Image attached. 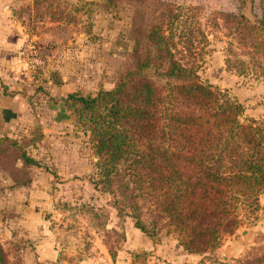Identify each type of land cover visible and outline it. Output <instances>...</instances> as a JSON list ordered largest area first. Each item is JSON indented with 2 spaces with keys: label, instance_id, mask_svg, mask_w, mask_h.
<instances>
[{
  "label": "rangeland",
  "instance_id": "obj_1",
  "mask_svg": "<svg viewBox=\"0 0 264 264\" xmlns=\"http://www.w3.org/2000/svg\"><path fill=\"white\" fill-rule=\"evenodd\" d=\"M177 5L199 6L191 12L206 31L214 10L264 16V0H0L4 264H264V193L255 208H239L233 231L206 250L185 249L165 219L153 236L145 233L95 184L98 156L65 101L68 93L112 89L134 63L139 29ZM207 38L198 78L239 102L242 117H264V77L230 66L223 34L210 30ZM150 209L141 203L143 219Z\"/></svg>",
  "mask_w": 264,
  "mask_h": 264
},
{
  "label": "trees",
  "instance_id": "obj_2",
  "mask_svg": "<svg viewBox=\"0 0 264 264\" xmlns=\"http://www.w3.org/2000/svg\"><path fill=\"white\" fill-rule=\"evenodd\" d=\"M199 8L177 5L139 29L134 63L112 89L65 98L98 156L95 184L116 196L118 211L140 230L153 236L165 219L184 248L196 252L232 232L239 208H255L264 193V117H242L239 102L196 74L213 30L228 38L230 66L264 77V16L214 10L206 31L191 12ZM144 201L154 211L148 220Z\"/></svg>",
  "mask_w": 264,
  "mask_h": 264
}]
</instances>
